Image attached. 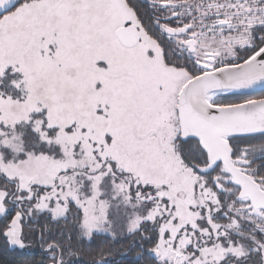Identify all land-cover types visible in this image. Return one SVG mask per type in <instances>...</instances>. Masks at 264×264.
Masks as SVG:
<instances>
[{
  "label": "snow or ice",
  "instance_id": "1",
  "mask_svg": "<svg viewBox=\"0 0 264 264\" xmlns=\"http://www.w3.org/2000/svg\"><path fill=\"white\" fill-rule=\"evenodd\" d=\"M0 243L264 264V0H0Z\"/></svg>",
  "mask_w": 264,
  "mask_h": 264
},
{
  "label": "trees",
  "instance_id": "2",
  "mask_svg": "<svg viewBox=\"0 0 264 264\" xmlns=\"http://www.w3.org/2000/svg\"><path fill=\"white\" fill-rule=\"evenodd\" d=\"M39 248H33L29 254L34 255L35 259H39L38 253ZM135 254L127 251V247L123 249L122 256L117 258V264H131L134 259ZM21 256L18 251H14L11 248H5L2 243H0V264H18Z\"/></svg>",
  "mask_w": 264,
  "mask_h": 264
},
{
  "label": "rangeland",
  "instance_id": "3",
  "mask_svg": "<svg viewBox=\"0 0 264 264\" xmlns=\"http://www.w3.org/2000/svg\"><path fill=\"white\" fill-rule=\"evenodd\" d=\"M31 251H33V249Z\"/></svg>",
  "mask_w": 264,
  "mask_h": 264
}]
</instances>
